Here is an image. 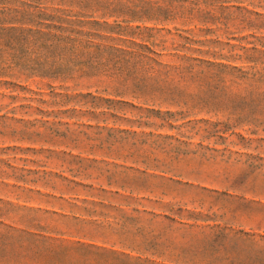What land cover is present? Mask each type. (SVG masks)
Wrapping results in <instances>:
<instances>
[{"label":"rangeland","instance_id":"1","mask_svg":"<svg viewBox=\"0 0 264 264\" xmlns=\"http://www.w3.org/2000/svg\"><path fill=\"white\" fill-rule=\"evenodd\" d=\"M0 264H264V0H0Z\"/></svg>","mask_w":264,"mask_h":264}]
</instances>
